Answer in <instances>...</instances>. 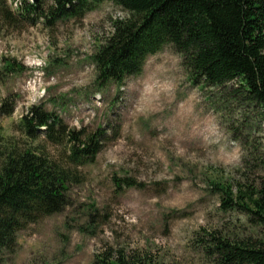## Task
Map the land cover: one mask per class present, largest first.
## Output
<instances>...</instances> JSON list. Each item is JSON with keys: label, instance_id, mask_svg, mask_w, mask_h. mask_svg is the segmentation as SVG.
I'll return each instance as SVG.
<instances>
[{"label": "rangeland", "instance_id": "obj_1", "mask_svg": "<svg viewBox=\"0 0 264 264\" xmlns=\"http://www.w3.org/2000/svg\"><path fill=\"white\" fill-rule=\"evenodd\" d=\"M22 1L0 0V104L15 100L13 113L0 115V133L21 138L22 116L42 105L76 130L107 129L108 138L96 161L79 167L72 204L21 230L1 264H94L107 249L211 264L201 245L208 232L264 238L240 210L221 207L213 186L264 177L260 109L195 80L173 45L150 55L139 75L102 86L93 55L130 12L105 1L83 18H54L55 0H39L32 19L18 13ZM125 177L138 184L119 189L115 178Z\"/></svg>", "mask_w": 264, "mask_h": 264}, {"label": "trees", "instance_id": "obj_2", "mask_svg": "<svg viewBox=\"0 0 264 264\" xmlns=\"http://www.w3.org/2000/svg\"><path fill=\"white\" fill-rule=\"evenodd\" d=\"M105 1L122 6L130 17L113 21V32L93 55L102 86L139 75L150 55L173 45L195 80L225 89L264 116V0H55L51 14L83 18ZM18 13L34 19L41 8L24 0ZM7 66L15 68L11 61ZM14 104L13 95L6 97L0 115H11ZM19 130L21 138L0 133V264L16 253L21 230L72 204V187L82 181L79 167L95 162L108 138L107 129L76 130L42 105L22 116ZM42 135L44 143L38 142ZM48 145L61 147V153ZM115 182L119 189L138 184L131 177ZM213 186L224 210H240L264 230V177L258 183L246 177L236 185L215 181ZM89 217L90 228L96 217ZM205 236L201 245L211 264H264V238L232 240L217 231ZM94 264L162 263L147 253L107 249L96 253Z\"/></svg>", "mask_w": 264, "mask_h": 264}, {"label": "water", "instance_id": "obj_3", "mask_svg": "<svg viewBox=\"0 0 264 264\" xmlns=\"http://www.w3.org/2000/svg\"><path fill=\"white\" fill-rule=\"evenodd\" d=\"M39 0H32V2H34V3H36V2H38Z\"/></svg>", "mask_w": 264, "mask_h": 264}]
</instances>
